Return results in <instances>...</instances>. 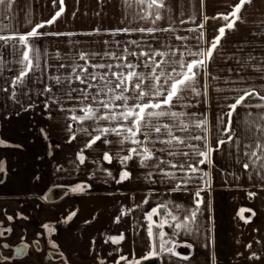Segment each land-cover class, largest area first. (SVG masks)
<instances>
[{
  "label": "crops",
  "instance_id": "crops-1",
  "mask_svg": "<svg viewBox=\"0 0 264 264\" xmlns=\"http://www.w3.org/2000/svg\"><path fill=\"white\" fill-rule=\"evenodd\" d=\"M166 2L168 8L163 11L164 18L152 25L138 18L133 19L138 6L133 3L128 7L125 0H65L62 16L40 31L75 35H47L34 41L42 54L47 53L41 59L44 70L27 79L15 98L11 96L10 81L15 78L20 67L15 63L19 57L12 54L11 48L2 50L0 140L8 145L0 146V167L3 169L0 171L3 174L0 181V228H11L19 238L37 236L42 242L54 243L68 264H100L101 261L104 264H116L121 255L131 260L147 253L149 238L146 213L151 208L163 203L169 208L180 205L190 210L194 207L193 193L197 187L203 186L201 196L204 203L197 216L199 229L195 230L194 225L192 234L181 231L180 235L173 237L174 251L179 255L162 254L158 258L159 264H264V170L258 164H253L247 171L242 167L248 160L243 152L252 150L245 145L264 140V135L256 130L259 124L264 123L257 116L264 109L238 107L233 116V128L239 137V148L234 144L222 146L212 154L211 164L201 165L209 173L206 184L194 179L187 188L173 191L179 180L162 175L155 160L142 166L140 158L134 156L132 160L121 163L119 157L126 155L127 149L133 145L127 142L121 145L114 135L108 136L112 141L110 144L98 141L92 148H86L91 137L82 129L91 131L97 125L92 121L83 124L70 121V112L66 111L76 108V114H82L78 110L82 94L74 92L69 98L68 83L58 85L52 79L57 75H67L70 68H59L58 65L68 64L81 51L103 54L119 52L127 47L139 53L150 48L165 50V44L174 47L187 44L194 48L196 40L192 37L197 33L185 30L195 28L203 20L200 0ZM236 2L204 0L203 14L211 18L227 13ZM57 10L58 4L54 6L52 0H16L10 18L3 22H11L17 31L26 33L32 25L50 19ZM242 16L243 21L236 25L235 31L227 33L222 40L220 53L209 65V71L218 79L208 81L207 102H203L205 98L202 96L199 103L193 100V107L186 109L208 114L212 128L210 142L213 146L218 138L227 139L222 133L223 125L217 119L228 111L224 105L232 102L222 97L236 95L227 89L264 86V79H261L264 73L260 71L264 68V0H253L250 5H246ZM28 19H31V24L27 23ZM180 20L186 23L181 24ZM224 23L223 20L209 19L205 24L207 38L216 35L217 29ZM139 27H171L177 31L158 32L154 36L139 32L112 34L115 29ZM175 35H187L190 39L177 41ZM105 41L108 43L105 44ZM180 50L184 49L181 47ZM249 57L254 59L249 60ZM129 59L137 62L134 57ZM94 62L120 63L103 56L96 57ZM226 80L234 83L227 84ZM201 83H204L203 77ZM45 87H52L53 91L45 93ZM71 87L81 89L85 85L74 81ZM5 88L8 91H4ZM215 88L226 91L217 92ZM248 102L264 103L254 98ZM45 103L49 105L47 110ZM87 103H91V97ZM247 113L252 115L247 116ZM246 119L255 122L251 131L246 130ZM69 123L73 124L75 140H70L71 134L67 129ZM99 124L110 126L105 121ZM176 134L184 135L179 132ZM161 147L165 146L156 145L157 149ZM105 151L112 155L111 162L103 160ZM81 153L86 157L83 164L78 159ZM156 154L166 161L183 159L179 156L169 157L166 152L157 151ZM159 167L183 177L181 171L171 169L168 164H160ZM124 170L131 173V178L117 183ZM77 185L90 187H86L83 192H73L72 188ZM57 186L68 187L71 192L56 203H45L43 197L46 192ZM249 193H255V196L250 197ZM145 200L147 203H144ZM242 208L255 212V216H251V212L243 213L246 218L251 216L249 223L239 218L238 213ZM73 212L75 215L68 220ZM121 212L127 215L116 223L115 217ZM178 214L182 218L184 212ZM8 216L13 219L9 221ZM44 225H48V228ZM163 231L171 235L173 229L166 226ZM120 234L125 237L120 244L114 245L108 241L109 236ZM188 244L191 248L186 246ZM253 252L260 259H252ZM184 256L188 259H183ZM120 264L125 262L120 261Z\"/></svg>",
  "mask_w": 264,
  "mask_h": 264
},
{
  "label": "snow or ice",
  "instance_id": "snow-or-ice-1",
  "mask_svg": "<svg viewBox=\"0 0 264 264\" xmlns=\"http://www.w3.org/2000/svg\"><path fill=\"white\" fill-rule=\"evenodd\" d=\"M252 2L253 0H237L236 3L231 5L229 12L220 13L209 18L203 14L204 0H200L203 20L195 28L185 30L197 33L195 37H192L196 40L194 48L187 44H182L180 47L165 44L163 46L165 50L150 48L148 51L139 53L130 51L127 47L119 52L111 51L103 54L81 51L68 64L60 63L59 68H70V72L67 75H57L52 79L58 85L68 83L70 87L67 96L69 98H72L74 92L82 94L81 106L78 109L82 114L77 115L76 108L67 109L66 111L70 112L68 119L80 124L92 121L97 125L91 131L87 128L82 129L91 137L85 147L92 148L98 141L110 144L112 141L108 139V136L114 135L121 145L126 142L133 145V147L127 149L126 155L119 157L121 163L132 160L134 156L140 158L142 166H145L150 160H155L156 167L159 168L162 175L179 180L174 185L173 191L187 188L189 182L194 179H199L206 184L209 173L204 171L201 165L211 164L213 162L211 160L212 154L219 151L222 146L234 144L239 148V137L236 136V131L233 128V116L236 114L237 108L242 106L264 109V103L251 104L248 102L253 98L264 102V86L257 88L255 85H249L244 88L227 89V91L235 92L236 95L222 97L225 101L231 99L232 102L224 105L228 111L217 118L219 123L223 125L222 133L227 139L218 138L215 146L210 142L212 128L208 114L186 111V109L193 107V100L199 103V98L202 96L205 98L203 102H207L210 87L208 81L209 79H218L209 71V65L214 57L220 53L223 47L222 40L227 33L235 31L236 25L243 21L242 12L245 6L250 5ZM15 3L16 0H0V65L4 63L3 49L11 48L12 54L19 57L15 63L20 67L15 78L10 81L11 96L13 98L16 97L19 88L25 85L27 79L38 71L44 70L41 59L42 55L47 56V53L42 54L34 41L47 35H75L74 33L40 31L54 24L62 16L65 12V0H52L54 6L58 4V10L50 19L32 25L30 31L26 33L17 31L11 22L7 24L3 22L4 19L10 18ZM133 3L138 6V11L133 19L138 18L150 22L152 25H156L164 18L163 11L168 8L166 0H125L128 7H131ZM209 19H218L225 22L217 29V34L211 39L207 38L205 32V24ZM192 22L195 23L194 20ZM27 23L31 24V19H28ZM180 23L184 24L186 21L180 20ZM95 31L99 32V29ZM176 31L175 28L171 27H139L115 29L112 30V34L139 32L154 36L158 32L175 33ZM189 39L190 37L187 35H175L177 41L184 42ZM104 43L107 44L108 41ZM132 43L135 44L136 42L132 41ZM117 44L119 45V42ZM137 46L139 47V45ZM181 47L184 49L183 51L180 50ZM98 56L108 57L120 61V63L94 62ZM129 57L136 58L137 62H133ZM248 59L254 58L249 57ZM79 61L84 63L81 64ZM46 63L45 61V65ZM90 68L93 71H89ZM137 69H146L147 71H138ZM260 71L264 73V68H261ZM202 77L203 84L201 83ZM261 79H264V75L261 76ZM74 81L85 85V87L81 89L72 88L71 84ZM241 81H243V77H241ZM225 83L231 84L234 81L226 80ZM92 89H95V91H89ZM3 90L8 91L7 88ZM52 91V87L43 89L45 93H51ZM215 91L223 92L226 90L215 88ZM89 97H91V103H87ZM54 102L59 103V101ZM48 107L49 105L45 103L46 110ZM246 115L251 116L252 113ZM257 116L260 121H264V111L258 113ZM100 121H105L110 126H100ZM254 124L255 122L246 119V130L251 131ZM67 129L71 134L70 140H75L76 135L73 124H67ZM256 130L264 135V123L259 124ZM177 132L184 135H177ZM2 143L4 142L0 141V144ZM157 144L165 147L157 149ZM245 147L252 150L243 152V156L248 158L247 162L242 164L243 169L247 171L253 164H258L264 170V140L254 141L252 144L245 145ZM157 151L166 152L169 157L179 156L183 159L166 161L157 156ZM78 159L83 164L86 157L81 153L78 155ZM112 159V155L105 151L103 160L111 162ZM160 164H168L171 169H178L183 173V177H177L175 172L160 168ZM2 170V167H0V171ZM130 178L131 173L124 170L120 173V177L116 182L121 183ZM86 187L90 186L77 185L72 188V191L83 192ZM203 191V186L197 187V190L193 193L194 207L190 210L183 209L180 205L169 208L167 204L163 203L151 208L146 213L148 221L146 231L149 238L147 253L139 259L133 258L131 260L121 255L116 264H120V261H124L125 264H142V261L159 258L162 254L179 255L174 251L175 241L173 237L180 235L181 231L192 234L194 225L196 226L195 230L199 229L197 216L201 211V204L204 203V198L201 196ZM249 196H255V193H249ZM144 203H147V200ZM180 211L184 212L182 218L178 214ZM245 211L251 212V216H255V212H252L251 209H240L239 218L244 223H249L251 216L246 218L243 215ZM74 215L75 212L68 217V220H71ZM124 215H127V213L121 212L119 216L115 217V222L119 223ZM154 217L158 219H154ZM7 219L11 221L13 217L8 216ZM166 226L173 229L171 235L163 231ZM44 227L48 228V225H44ZM154 229L159 231H154ZM11 232V228L0 230V237H4L6 233ZM124 239L123 234L108 237V241L114 245L120 244ZM0 246L5 249L11 247L7 243ZM186 246L191 248L190 244ZM53 247H56V245L53 244ZM248 247L251 248V245H248ZM16 251L18 255H22L24 247H18ZM182 258L188 259L187 256ZM251 258L260 259L255 252L251 254ZM11 259L12 257L0 255V261ZM100 264H104V262L101 261Z\"/></svg>",
  "mask_w": 264,
  "mask_h": 264
},
{
  "label": "flooded vegetation",
  "instance_id": "flooded-vegetation-1",
  "mask_svg": "<svg viewBox=\"0 0 264 264\" xmlns=\"http://www.w3.org/2000/svg\"><path fill=\"white\" fill-rule=\"evenodd\" d=\"M5 145L7 146L8 144L7 143L0 144V146H5ZM2 178H3V174L0 172V181L2 180ZM57 187H65V186H57ZM65 188L68 189V192L65 195L66 197L71 192V190L68 187ZM48 204H53V203H48ZM7 228L8 227L0 228V230ZM5 243L10 245L11 247L5 249L2 246H0V255L5 257H12V259L9 261H0V264H68L64 260L62 254L57 250V248L53 247L54 243L42 242L40 241V238H38L37 236L35 238H31L27 236H24L23 238H19L16 235V233L15 234L13 232L6 233L4 237H0V245H3ZM21 246L24 247V252L22 255H18L16 250L18 247Z\"/></svg>",
  "mask_w": 264,
  "mask_h": 264
},
{
  "label": "water",
  "instance_id": "water-1",
  "mask_svg": "<svg viewBox=\"0 0 264 264\" xmlns=\"http://www.w3.org/2000/svg\"><path fill=\"white\" fill-rule=\"evenodd\" d=\"M68 189L65 187H54L50 189L44 196L46 203H55L61 200L67 194ZM156 219V217H154ZM142 264H159L158 258L142 261Z\"/></svg>",
  "mask_w": 264,
  "mask_h": 264
},
{
  "label": "trees",
  "instance_id": "trees-1",
  "mask_svg": "<svg viewBox=\"0 0 264 264\" xmlns=\"http://www.w3.org/2000/svg\"><path fill=\"white\" fill-rule=\"evenodd\" d=\"M154 231H157L156 229H154Z\"/></svg>",
  "mask_w": 264,
  "mask_h": 264
}]
</instances>
